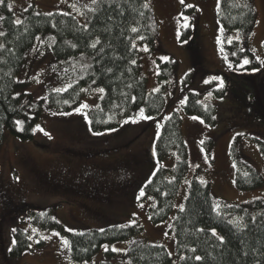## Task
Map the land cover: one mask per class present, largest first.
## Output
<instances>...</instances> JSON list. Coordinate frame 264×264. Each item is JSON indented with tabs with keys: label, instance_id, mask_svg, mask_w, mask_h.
I'll return each mask as SVG.
<instances>
[{
	"label": "rangeland",
	"instance_id": "rangeland-1",
	"mask_svg": "<svg viewBox=\"0 0 264 264\" xmlns=\"http://www.w3.org/2000/svg\"><path fill=\"white\" fill-rule=\"evenodd\" d=\"M5 1L13 5L16 20L21 21L23 12L35 6L45 14L74 15L84 26H88V12L95 5L92 0ZM220 1L184 0L181 4L180 0H147L154 12L159 38V49L154 53L146 44L137 43L148 93L161 90L159 60L176 59L179 62L177 77L165 91L166 107L161 115L142 120L140 110H144L145 116L147 114L141 107L125 119L128 123L123 122L117 130L99 132L100 135L93 134L96 132L90 127L88 113L101 106L104 92L98 89L102 87L84 89L79 112L75 110L64 115L49 107V94L57 88L60 92L69 89L85 64L80 58L57 59L52 50L53 35L38 36L26 53L17 79L25 84L22 92L44 102L37 123L43 131L35 127L34 140L30 141L9 137L0 148V264H133L125 255L136 239L165 247L171 254L172 264H179L182 256L177 251L174 219L185 207L194 179L210 184L219 211H222L221 203L231 206L264 204V185L250 191L237 187V165L232 149L238 137V155L264 177V157L251 138L264 140V65L260 70L241 74L229 68L224 45L242 42L243 36L221 27L218 20ZM187 5L196 9V15L185 13ZM255 8L257 25L245 42L256 58L264 61V0H255ZM192 21L197 57L192 47L181 39L183 28ZM191 74L192 79L188 77ZM221 81L228 83L225 98L215 95ZM214 86L219 87L213 91ZM190 92L202 94L200 100L204 105L217 106V126H209L202 118L186 113ZM84 104L89 107H82ZM174 112L180 113L183 120L189 172L181 182L173 212L166 221L155 223L152 209L156 207V200L148 195L147 185L160 168L173 170L176 166V152L160 162L155 150L164 123ZM133 119L137 122H132ZM210 139L214 146L208 153L205 143ZM90 170L104 175L106 183L102 196L60 191L49 183L54 177L78 179ZM49 207L55 208L52 217L56 222L71 233L135 223L141 225L143 233L131 240L105 244L109 246L108 251L102 247L90 261L75 262L68 238L60 233L54 235L58 232L40 228L31 220L32 210ZM262 214L264 207L252 212L254 218ZM12 229L27 231L30 236V249L19 258L10 256L14 245ZM62 238L68 240L70 247L63 245ZM113 246L122 251H112Z\"/></svg>",
	"mask_w": 264,
	"mask_h": 264
},
{
	"label": "trees",
	"instance_id": "trees-1",
	"mask_svg": "<svg viewBox=\"0 0 264 264\" xmlns=\"http://www.w3.org/2000/svg\"><path fill=\"white\" fill-rule=\"evenodd\" d=\"M7 4L8 1H5L4 5H0V14L5 18L1 21L4 34L0 35V148L9 137L34 140V129L44 102L22 92L25 84L19 82L17 76L25 64L26 53L40 35H53L52 50L57 59L80 58L85 64L69 89L49 94L51 110L70 114L81 105L84 89L95 86L104 89L101 106L88 113L90 127L96 133L117 130L141 107L145 108L147 116L156 117L163 113L165 91L177 77L179 62L174 58L165 62L159 60L161 90L149 94L147 79L142 77L137 43L146 44L154 53L159 49V38L154 12L147 0H98L88 12V26L82 25L74 15L59 12L45 14L35 6L23 12L21 23L17 25L15 15L13 11H8ZM184 11L192 16L197 12L193 7ZM218 20L225 31H237L243 36L242 42L224 45L232 71L241 74L260 70V61L245 42L257 25L255 0H221ZM133 28L137 31L133 32ZM194 31L192 21L183 28L181 39L192 47L196 55ZM94 43L95 48L92 47ZM234 52L236 55H232ZM245 58L250 63L242 66ZM188 77L192 79V74ZM219 86H214L212 90ZM219 88L215 92L216 97L225 98L228 83ZM201 97L200 93H189L186 113L202 118L209 126H217V106L204 105ZM17 121L23 124L17 125ZM182 125L180 113L174 112L164 123L155 145L160 162L168 160L174 152L178 157L173 170L160 168L147 185L148 195L156 200V207L152 209L155 223L169 218L181 182L189 172V150ZM18 127L23 130H18ZM251 138L257 142L264 157V140ZM238 140L237 137L232 146L237 165L236 185L243 191L259 189L264 185V177L252 165L242 161L237 153ZM205 145L210 153L213 141L210 139ZM221 205L222 211H219L210 184L198 179L191 182L186 205L174 219L177 251L183 257L179 264H264V214L255 218L252 215L264 204ZM54 211V207L35 208L31 211V220L40 228L55 230L68 238L72 258L79 263L92 260L105 244L131 240L143 233L138 223L112 226L103 231L89 229L84 233H71L52 217ZM213 229L216 236L212 235ZM217 237H222L224 242L221 243ZM14 242L11 258H19L30 249L27 231L17 229ZM127 255L133 264H172V257L165 247L150 244L147 240L136 239ZM196 256L202 259L198 261Z\"/></svg>",
	"mask_w": 264,
	"mask_h": 264
},
{
	"label": "flooded vegetation",
	"instance_id": "flooded-vegetation-1",
	"mask_svg": "<svg viewBox=\"0 0 264 264\" xmlns=\"http://www.w3.org/2000/svg\"><path fill=\"white\" fill-rule=\"evenodd\" d=\"M49 183L60 191L102 196V190L105 189L106 181L101 172L90 170L78 179L54 177L49 179Z\"/></svg>",
	"mask_w": 264,
	"mask_h": 264
},
{
	"label": "snow or ice",
	"instance_id": "snow-or-ice-1",
	"mask_svg": "<svg viewBox=\"0 0 264 264\" xmlns=\"http://www.w3.org/2000/svg\"><path fill=\"white\" fill-rule=\"evenodd\" d=\"M97 2H98V0H92V3H93V4H96ZM180 3L183 4V3H184V0H180ZM4 4H5V0H0V5H4ZM73 7H75V5H73ZM145 7H146V5H145ZM187 7H191V5H187ZM7 8H8V11L11 12L12 9H13V5H12L11 3H8V4H7ZM90 10H91V9H90ZM65 15H67V13H65ZM4 19H5V18H4L2 15H0V21H2V20H4ZM184 19L187 20L188 17H184ZM15 23H16L17 25H19V24L21 23V21H20L19 19H17V20L15 21ZM132 31L135 32V31H137V30H136L135 28H133ZM3 34H4L3 32H0V35H3ZM96 43H99V41H96ZM229 43H231L230 40H229ZM92 47L95 48V47H96V44L94 43V44L92 45ZM145 50H147V49H145ZM232 55H236V53L234 52V53H232ZM225 58H226V57H225ZM133 63H134V62H133ZM249 63H250V61H249L247 58H245V59L243 60V64H242V66H243V65H247V64H249ZM260 63H261V65H264V61H260ZM229 68H231V65H229ZM34 79H35V77H34ZM213 79H219V78H215V77H214ZM37 82H39V81H37ZM220 86H221V87L223 86V81H221ZM55 91H56V92H60L61 89H60V88H57V89H55ZM98 91L101 92V93H103V92H104V89H103V88H100V89H98ZM154 91H159V89H155ZM101 98H103V97H101ZM82 107H84V108H88L89 105L84 104V105H82ZM76 111L79 112V108L76 109ZM139 116H140V119H142V120H151V119H153V117H151V116H145V115H144V110H143V109L140 110V112H139ZM85 118H87V117H86V114H85ZM193 119H197V117H193ZM213 119H215V117H213ZM132 122L135 123V122H137V121H136L135 119H133ZM200 122L203 123L202 120H201ZM16 123H17V125H22V124H23L22 121H17ZM89 123H90V122H89ZM124 123H128V120H125ZM36 127H37L38 130L43 131V129H40L39 125H37ZM18 130L22 131L23 129H22V127H18ZM93 134H94V135H100V134H102V133H93ZM44 135L49 136V139H51V136H50L47 132H44ZM237 135H240V134L238 133ZM154 154H155V153H154ZM140 195H141V196L144 195L143 190H141ZM140 206L143 207L142 204H141ZM149 218H151V217H149ZM122 227H123V226H122ZM12 231L15 232V229H12ZM33 231H35V229H33ZM101 231H103V229H101ZM200 231H203V229H201ZM54 235H57V236H58L59 233H54ZM212 235H213V236H216V235H217L214 229L212 230ZM42 239H45V238L42 237ZM217 239H219L221 243L224 242L222 237H217ZM14 243H15V242H14ZM37 243H39V241H37ZM62 243H63V245H64L65 247H70V246H69V242H68V240L62 238ZM103 248H104L105 251H108L109 246H108V245H104ZM112 251L117 252V251H122V250H121V249H117L115 246H113V247H112ZM192 251L194 252L195 249H192ZM169 255H171V254H169ZM182 259H183V257H182ZM195 259L199 261V260L202 259V257H200V256H196ZM129 264H130V262H129Z\"/></svg>",
	"mask_w": 264,
	"mask_h": 264
}]
</instances>
